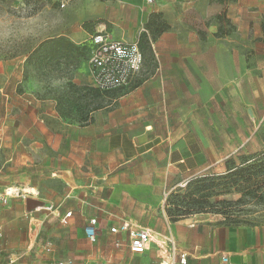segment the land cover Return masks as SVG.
Instances as JSON below:
<instances>
[{"label": "crops", "instance_id": "crops-1", "mask_svg": "<svg viewBox=\"0 0 264 264\" xmlns=\"http://www.w3.org/2000/svg\"><path fill=\"white\" fill-rule=\"evenodd\" d=\"M169 4L175 0L150 10L151 22L171 23ZM183 4L174 34L148 38L146 60L158 65L152 78L113 102L79 88L100 102L87 122L27 105L17 127L9 118L0 135V189H24L28 206L0 211V264H158L155 241L132 253L125 233L110 232L124 220L170 238L185 264H224L223 254L235 264H264V224L231 226L210 214L170 221L165 211L175 188L217 173L229 157L264 150L251 148L250 129L264 114V0L207 2L205 10L201 0ZM90 219L94 241L84 231Z\"/></svg>", "mask_w": 264, "mask_h": 264}, {"label": "rangeland", "instance_id": "rangeland-1", "mask_svg": "<svg viewBox=\"0 0 264 264\" xmlns=\"http://www.w3.org/2000/svg\"><path fill=\"white\" fill-rule=\"evenodd\" d=\"M163 2L168 0H70L67 7L60 9L51 0H0V135L8 130L9 118L10 125L18 126L25 105L34 111L55 107L64 116L98 107L100 102L97 99L86 100L79 92L82 86L86 92L94 89L91 76L86 74L88 53L85 45L89 36L103 28L111 36L137 37L144 46L146 59H149L148 38H156L162 31L174 34L179 24L177 17L176 21L173 17L187 10H181L184 0L182 4L175 0V4H169L171 23L162 18L151 22L148 12ZM207 2L223 0H201V7H205ZM140 25L149 33L144 29L141 32L143 36L139 34ZM162 27L165 29L156 31ZM59 37L79 46L80 51L72 60L52 55L49 46L53 44L50 41ZM263 115L250 120V129L255 137L251 146L253 150L264 148ZM255 125L257 128L254 130ZM224 172V167L220 168L217 177ZM214 182L219 184L214 186L208 198L210 203L234 201L241 196L234 187L225 185V180ZM44 186L47 191L53 187L61 192L58 183L45 182ZM180 187H185V184L172 191ZM8 189H0V211L26 210L28 204L23 196L24 189L18 191L13 187V192L7 194ZM256 195L255 198H245L246 203L242 205H233L230 212L240 219L249 220L250 224H264V188ZM210 208L206 206L207 212L193 215L210 214L223 220L221 214L210 211Z\"/></svg>", "mask_w": 264, "mask_h": 264}, {"label": "built area", "instance_id": "built-area-1", "mask_svg": "<svg viewBox=\"0 0 264 264\" xmlns=\"http://www.w3.org/2000/svg\"><path fill=\"white\" fill-rule=\"evenodd\" d=\"M57 7L64 9L70 0H51ZM150 1V0H148ZM90 46L88 52V63L91 71V78L94 88L100 92L109 94L111 102L126 95L134 88L152 78L154 71L158 70V65L152 66L147 61L144 50L139 39L130 42L112 38L110 33L103 29L95 31L88 38ZM70 216V212L65 213V217ZM96 219H90L84 231L90 241L95 240ZM111 233H125L129 240V249L132 253H143L151 242L155 241L162 251L158 264H181L186 263V253L181 252L178 260L175 254L176 248L170 238L157 240L153 232L146 227L139 226L129 221H122L119 225L110 227ZM221 261L224 264H235L230 261L228 255L223 254ZM50 264H77L72 259H66Z\"/></svg>", "mask_w": 264, "mask_h": 264}, {"label": "trees", "instance_id": "trees-1", "mask_svg": "<svg viewBox=\"0 0 264 264\" xmlns=\"http://www.w3.org/2000/svg\"><path fill=\"white\" fill-rule=\"evenodd\" d=\"M215 18L218 21L223 20V12ZM163 29L165 27L157 28L156 31L160 32ZM262 29L264 31V21L262 22ZM220 31L221 34H224V31L221 29ZM50 43L53 44L49 46L50 51L55 56L60 55L68 58V55L78 54L80 51L76 43L62 37L53 39ZM85 46L88 53L90 46L89 44ZM87 93L91 97H96L100 91L94 88L89 89ZM89 111L91 110L79 113L82 122L88 121ZM224 166L225 172L221 177H217V173L196 177L186 182L185 187H180L167 195L165 211L170 221H177L193 214L207 212L205 208L209 206L211 207L210 211L223 216L222 222L226 225L239 226L251 223L249 220L234 216L230 209L233 205L246 203L245 198H255L256 193L264 188V150L258 151L250 157L244 155L229 157L224 161ZM220 179L225 180V185L234 187L236 191L241 193V196L234 201L224 200L210 203L208 198L212 195L214 186L219 184L214 181Z\"/></svg>", "mask_w": 264, "mask_h": 264}, {"label": "bare ground", "instance_id": "bare-ground-1", "mask_svg": "<svg viewBox=\"0 0 264 264\" xmlns=\"http://www.w3.org/2000/svg\"><path fill=\"white\" fill-rule=\"evenodd\" d=\"M12 192H13V188H9L8 191H7V194H11Z\"/></svg>", "mask_w": 264, "mask_h": 264}]
</instances>
